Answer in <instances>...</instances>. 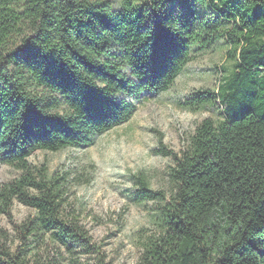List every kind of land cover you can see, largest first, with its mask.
<instances>
[{
  "label": "trees",
  "instance_id": "1",
  "mask_svg": "<svg viewBox=\"0 0 264 264\" xmlns=\"http://www.w3.org/2000/svg\"><path fill=\"white\" fill-rule=\"evenodd\" d=\"M222 37L231 74L188 98L217 100L222 118L180 153L159 141L168 191L134 175L155 224L136 264H264V0H0V161L20 170L0 184V214L32 209L0 228V264H110L69 201L70 173L28 157L92 143L131 117V99L169 89L192 46Z\"/></svg>",
  "mask_w": 264,
  "mask_h": 264
},
{
  "label": "rangeland",
  "instance_id": "2",
  "mask_svg": "<svg viewBox=\"0 0 264 264\" xmlns=\"http://www.w3.org/2000/svg\"><path fill=\"white\" fill-rule=\"evenodd\" d=\"M106 1L119 8L120 0ZM202 10L215 13L209 5ZM227 49L223 37L207 47L192 46L191 60L169 89L131 99L135 110L128 120L95 136L88 145L36 150L28 157L31 166L70 173L69 201L110 264H136L142 241L155 231L154 204L137 202L134 175L142 173L152 189L169 190L168 171L174 161L159 152V141L180 153L201 120L222 118L217 100L193 108L188 98L198 90H216L222 77L231 74L234 63L225 58ZM19 175L20 170L0 161V184ZM31 212L14 201L9 215L0 214V228L13 234V224ZM75 256L81 263L94 261L92 255ZM64 257L63 263L71 264V256Z\"/></svg>",
  "mask_w": 264,
  "mask_h": 264
}]
</instances>
